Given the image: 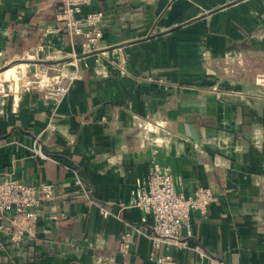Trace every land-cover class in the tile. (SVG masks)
Wrapping results in <instances>:
<instances>
[{
  "label": "crops",
  "instance_id": "0c3cea01",
  "mask_svg": "<svg viewBox=\"0 0 264 264\" xmlns=\"http://www.w3.org/2000/svg\"><path fill=\"white\" fill-rule=\"evenodd\" d=\"M61 9L0 6V72L18 69L0 89V182L56 191L0 264H149L153 219L131 198L154 163L218 199L181 229L188 248L163 251L171 264H264V0H92V51ZM58 75L73 78L59 105L35 79Z\"/></svg>",
  "mask_w": 264,
  "mask_h": 264
},
{
  "label": "built area",
  "instance_id": "2783aa9c",
  "mask_svg": "<svg viewBox=\"0 0 264 264\" xmlns=\"http://www.w3.org/2000/svg\"><path fill=\"white\" fill-rule=\"evenodd\" d=\"M3 0H0V6ZM62 9L58 20L64 26L69 37H82L83 45L92 51L103 39L101 22L103 12L91 9L92 0H60ZM73 78L63 75L41 78L38 85L45 90V98L56 104L70 90ZM37 153L43 155L36 150ZM178 181L170 167L153 164L145 181L133 193L131 206L138 208L146 217L151 216L153 223L148 236L151 250L149 264H171L173 257L163 251L170 248H188V243L181 239V229L188 225L194 212L206 213L210 205L218 199L211 189L197 187L191 196L177 190ZM76 184L82 189L90 202L99 207L101 214L107 217L110 212L104 206L94 202L88 195L83 182ZM55 188L51 184L39 187L29 186L19 179L9 176L0 182V255L3 239L14 244L20 243L34 231L38 220V208L46 201L54 199ZM9 221V223H7ZM123 251L129 249L128 235H124ZM202 257H207L200 247L195 248Z\"/></svg>",
  "mask_w": 264,
  "mask_h": 264
},
{
  "label": "rangeland",
  "instance_id": "374dc122",
  "mask_svg": "<svg viewBox=\"0 0 264 264\" xmlns=\"http://www.w3.org/2000/svg\"><path fill=\"white\" fill-rule=\"evenodd\" d=\"M11 67H14V66H10V67H8V68H6V69H4L3 71H1V72H3V73H1L0 74V76H2L3 75V78L0 80V89L2 88V87H4L5 86V90H7L8 88V86H10L11 84H12V82H13V80L14 79H16V71L18 70V69H13V68H11ZM9 68H11V69H9ZM8 69V70H7ZM6 70V71H5ZM5 71V72H4ZM8 76V77H7ZM36 79V81L38 82V81H40V79L41 78H39V77H37V78H35ZM39 83V82H38Z\"/></svg>",
  "mask_w": 264,
  "mask_h": 264
},
{
  "label": "bare ground",
  "instance_id": "6f19581e",
  "mask_svg": "<svg viewBox=\"0 0 264 264\" xmlns=\"http://www.w3.org/2000/svg\"><path fill=\"white\" fill-rule=\"evenodd\" d=\"M14 69V68H13ZM12 70V69H11ZM4 74V73H3ZM8 77V76H7ZM3 78V75L2 76H0V80Z\"/></svg>",
  "mask_w": 264,
  "mask_h": 264
}]
</instances>
